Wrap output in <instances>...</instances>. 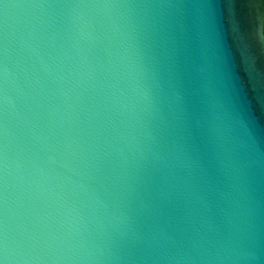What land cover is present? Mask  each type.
<instances>
[{
    "label": "clouds",
    "instance_id": "obj_1",
    "mask_svg": "<svg viewBox=\"0 0 264 264\" xmlns=\"http://www.w3.org/2000/svg\"><path fill=\"white\" fill-rule=\"evenodd\" d=\"M264 5V0H260ZM0 0V264H264V11Z\"/></svg>",
    "mask_w": 264,
    "mask_h": 264
},
{
    "label": "water",
    "instance_id": "obj_2",
    "mask_svg": "<svg viewBox=\"0 0 264 264\" xmlns=\"http://www.w3.org/2000/svg\"><path fill=\"white\" fill-rule=\"evenodd\" d=\"M214 13L213 27L216 35L226 46L239 44V34L242 26L259 11H264V5L260 0H210ZM243 48L236 52L233 71L246 81L247 101L254 114L264 119V79H251L240 65Z\"/></svg>",
    "mask_w": 264,
    "mask_h": 264
}]
</instances>
